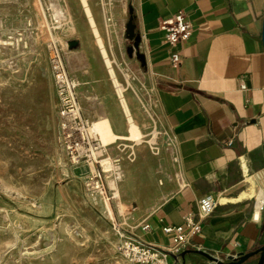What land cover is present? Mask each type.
<instances>
[{
    "label": "rangeland",
    "instance_id": "obj_1",
    "mask_svg": "<svg viewBox=\"0 0 264 264\" xmlns=\"http://www.w3.org/2000/svg\"><path fill=\"white\" fill-rule=\"evenodd\" d=\"M55 1L0 0V264H128L119 247L122 236L132 231L128 224L138 207L130 200L136 190L144 195L156 181L163 185V175L179 177L173 138L165 128L155 82L135 63L136 56L134 63L126 59L125 64L112 56L109 48L117 40L109 41L105 31L100 36L117 61L116 75L139 107L143 142L131 139L122 111L125 139L105 143L94 132L92 116L110 93L118 97L112 80L108 93H97L86 83L77 94L90 133L99 136L91 133L95 160L69 163L59 141L51 48L61 51L75 81L110 75L80 0L59 2L72 15L70 26L59 20ZM119 1L89 0V5L103 18L104 8L114 9ZM73 40L80 42L78 49H70ZM104 161L116 169L109 164L107 171ZM98 166L103 194L86 185ZM117 168L124 171L122 180Z\"/></svg>",
    "mask_w": 264,
    "mask_h": 264
},
{
    "label": "crops",
    "instance_id": "obj_2",
    "mask_svg": "<svg viewBox=\"0 0 264 264\" xmlns=\"http://www.w3.org/2000/svg\"><path fill=\"white\" fill-rule=\"evenodd\" d=\"M104 10L113 23L108 25L107 14L101 18L95 13L97 29L100 35L106 31L109 41L117 40L109 50L124 64L126 59L134 63L125 34L134 18L145 56V64L137 58L135 63L157 86L178 163L179 177L168 173L163 185L158 180L144 195L135 191L130 201L138 207L129 227L146 242L169 249L171 240L163 228L182 225L185 215L197 212L199 201L211 195L218 202L216 210L203 222L201 234L193 237L182 264H209L202 253L228 262L264 246V0H120L114 9ZM180 11L192 24V37L181 48V63L173 65L160 24ZM108 79L77 77L79 90L91 83L97 93L111 92ZM123 86L141 128L139 107ZM104 105L92 123L106 117L114 133L125 137L118 98L110 93ZM147 224L150 231L143 230ZM244 264H258V259Z\"/></svg>",
    "mask_w": 264,
    "mask_h": 264
},
{
    "label": "built area",
    "instance_id": "obj_3",
    "mask_svg": "<svg viewBox=\"0 0 264 264\" xmlns=\"http://www.w3.org/2000/svg\"><path fill=\"white\" fill-rule=\"evenodd\" d=\"M160 28L164 32L165 42L170 46L173 65L180 64L182 61L181 48L192 37L191 22L186 14L180 11L162 22ZM50 64L58 97L59 141L66 150L69 163L73 166L93 163L95 139L90 133V124L84 117L79 104L77 83L70 75L61 51L57 47L51 48ZM243 89H246L245 85ZM102 173H106L103 167ZM100 176L98 166L88 176L86 185L103 194L105 187ZM217 204L216 198L208 195L199 201L197 212L185 215L182 225L165 226L163 232L171 240L169 249L146 242L136 234L135 230L126 232L122 236L119 247L122 258L128 264H182L180 259L179 262H172L171 259L189 252L193 237L201 234L203 222L214 214ZM143 230L150 231V226L145 225Z\"/></svg>",
    "mask_w": 264,
    "mask_h": 264
},
{
    "label": "bare ground",
    "instance_id": "obj_4",
    "mask_svg": "<svg viewBox=\"0 0 264 264\" xmlns=\"http://www.w3.org/2000/svg\"><path fill=\"white\" fill-rule=\"evenodd\" d=\"M80 1H81V6L84 9V11L86 13V16L88 18V21L90 23V26L93 29L94 35L96 36L98 48L100 50V53L102 54L103 59L105 60L106 67L108 68V73H109L110 78L112 80V83H113V85L115 87L116 94H117L120 106L123 109V112H124V114H125V116L127 118V122L129 124V131H130V135H131L130 137H131L132 140L134 139L135 142L142 143L143 142V138H144L143 137L144 134L142 133V130H141L140 126L134 120V118H133V116L131 114V111L129 109V106H128V103H127V99H126V96H125L126 88L121 83H119V81H118V78H117V75H116V72H115V69H114V61L110 58V56L108 54V51H107V48L105 46L104 40L100 36V33H99L98 29H97V25L95 23L93 12H92V9H91V7L89 5V1L88 0H80ZM55 2H56V4H55L54 8L56 9V12H57V14L59 16L58 17L59 20H61L67 26H70L72 24V19L70 17V13L66 10V8L64 6L59 5L60 0H56ZM104 12H105V14H108L106 10H104ZM107 21L108 22L111 21L108 24L109 26H111L112 23H113L112 16H111L110 19L107 18ZM76 83H77V86L79 87V82L77 80H76ZM93 127H94V132H96L98 135H100L102 137V140L105 143H114L117 140L125 139V137L118 136V135H116L114 133V131L112 130L110 121L106 117H103L100 120L96 121L93 124ZM90 131H91V129H90ZM98 135H94V136L95 137H99ZM101 143H102V141H101ZM102 147H108V146H104L102 144ZM104 164H105V168H106L107 171H108V169H110L109 164L112 167V169L115 168L112 165V163H108V161H104ZM117 170H118L117 174L119 175V179L122 180L123 176H124V173H123L121 168H117Z\"/></svg>",
    "mask_w": 264,
    "mask_h": 264
},
{
    "label": "water",
    "instance_id": "obj_5",
    "mask_svg": "<svg viewBox=\"0 0 264 264\" xmlns=\"http://www.w3.org/2000/svg\"><path fill=\"white\" fill-rule=\"evenodd\" d=\"M126 37L129 41L133 42V45L128 48V54L136 58L142 63L145 64V56L140 52V45L142 42L141 35L137 32V26L134 23V18L131 16L129 22L126 25L125 31ZM262 39L264 43V21H263V34ZM69 47L71 50L78 49L80 47V42L73 40L69 42ZM188 253L181 254L180 257H175V261L179 262V259H183L185 261L186 255ZM202 255L208 260L210 264H244L251 258H257L258 264H264V246L260 247L259 249L255 250L254 252H250L248 254H239L236 258H229L228 262H223L214 256L202 253ZM186 264V262L184 263Z\"/></svg>",
    "mask_w": 264,
    "mask_h": 264
}]
</instances>
